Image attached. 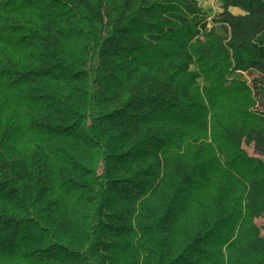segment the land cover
Segmentation results:
<instances>
[{
  "label": "trees",
  "instance_id": "1",
  "mask_svg": "<svg viewBox=\"0 0 264 264\" xmlns=\"http://www.w3.org/2000/svg\"><path fill=\"white\" fill-rule=\"evenodd\" d=\"M200 2L0 0V264H264V0Z\"/></svg>",
  "mask_w": 264,
  "mask_h": 264
},
{
  "label": "rangeland",
  "instance_id": "2",
  "mask_svg": "<svg viewBox=\"0 0 264 264\" xmlns=\"http://www.w3.org/2000/svg\"><path fill=\"white\" fill-rule=\"evenodd\" d=\"M200 7L204 10L205 14L208 17V21L210 25L212 24L211 21L220 13L218 8L217 0H201ZM234 14L241 13L240 10H233ZM237 80H247V76L243 73L236 74L234 76ZM249 203L253 206L257 201H262L264 203V187L253 186L250 190L248 196Z\"/></svg>",
  "mask_w": 264,
  "mask_h": 264
},
{
  "label": "crops",
  "instance_id": "3",
  "mask_svg": "<svg viewBox=\"0 0 264 264\" xmlns=\"http://www.w3.org/2000/svg\"><path fill=\"white\" fill-rule=\"evenodd\" d=\"M236 10H238V9H236ZM236 10H235V11H236Z\"/></svg>",
  "mask_w": 264,
  "mask_h": 264
}]
</instances>
